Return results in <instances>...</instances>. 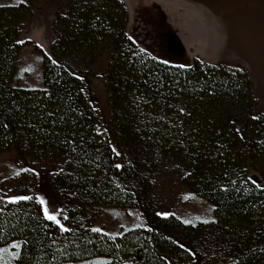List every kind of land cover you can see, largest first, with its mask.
Returning a JSON list of instances; mask_svg holds the SVG:
<instances>
[{"label":"trees","instance_id":"1","mask_svg":"<svg viewBox=\"0 0 264 264\" xmlns=\"http://www.w3.org/2000/svg\"><path fill=\"white\" fill-rule=\"evenodd\" d=\"M38 1L0 4V154L55 167L71 231L44 220L34 199L3 205L0 247L21 244L12 264H264V111L247 72L198 59L180 68L141 51L122 0H47L55 5L49 53L33 45L41 87H22L24 44L16 41ZM104 62L113 144L81 77ZM161 168L212 206L215 223L157 216L152 189ZM106 207H138L144 224L112 237L91 232Z\"/></svg>","mask_w":264,"mask_h":264},{"label":"rangeland","instance_id":"2","mask_svg":"<svg viewBox=\"0 0 264 264\" xmlns=\"http://www.w3.org/2000/svg\"><path fill=\"white\" fill-rule=\"evenodd\" d=\"M23 0H0V4H17ZM128 12L127 34L135 43L162 61L176 65H190L194 59L243 69L250 77L259 111H264V0H122ZM55 5L39 0L24 23L19 40L18 80L22 87H41V56L37 46L49 53L53 40L52 23ZM39 57V59H37ZM106 63L82 74L87 98L95 111L97 125L113 144L109 126V111L104 88ZM25 69H30L25 71ZM21 168L34 172H19ZM55 167L46 162H22L15 152L0 154V192L6 195H42L50 210L61 205L52 184ZM249 177L262 185L255 172ZM187 197V199H185ZM152 198L156 212H168L187 219L192 224L213 220V208L204 199L189 192L177 176L161 168L154 179ZM131 213V215L129 214ZM197 217H200L197 220ZM144 215L138 207L103 208L92 223L103 232L121 233L134 225L144 224ZM13 243L2 246L9 252ZM3 264H12L14 258L2 254ZM91 259L71 264H92ZM195 264H198L197 262Z\"/></svg>","mask_w":264,"mask_h":264},{"label":"snow or ice","instance_id":"3","mask_svg":"<svg viewBox=\"0 0 264 264\" xmlns=\"http://www.w3.org/2000/svg\"><path fill=\"white\" fill-rule=\"evenodd\" d=\"M129 39L131 40L132 38L129 37ZM16 42L22 44L23 40H18ZM141 51H145V50L141 49ZM37 59H39V57H37ZM153 59H155V57H153ZM52 63L55 64L56 61L53 60ZM163 63L167 64L168 61H163ZM178 67L185 68V67H190V65H183L182 64V65H179ZM28 70H30V69H25V71H28ZM183 111H184V109L181 108L180 112H183ZM49 115H51V113H49ZM252 119L253 120H259L260 116L259 115L253 116ZM5 127H7V125H5ZM237 132L239 133L240 130L237 129ZM241 138H243V137H241ZM257 144L264 145V140H258ZM113 151L115 152V149H113ZM116 154L119 155V153H116ZM114 167L116 169H120L122 167V164L117 163L114 165ZM25 171L34 172L35 170L34 169L21 168L19 170V172L14 173V175H19L20 172H25ZM249 179H251V177H249ZM253 183L255 184V186L257 188L261 187V185L256 183L255 181H253ZM117 187H120V185H117ZM221 187H223V186H221ZM33 199L40 206V212H42V216H43L44 220L52 222V224H54L58 228L60 233H68L71 231V229L66 227L65 224L62 223L60 219H58V214L60 213V210L59 209L50 210L49 206L46 203L45 198L38 193L34 197L32 195H6V196L0 197V215H3L4 211L6 210L3 207V205H18L20 202H28V201H32ZM185 199H187V197H185ZM129 214L131 215V213H129ZM169 215L170 214L168 212H158L157 213V216H162V217H168ZM63 219L66 221L68 219V217L64 216ZM199 219H200V217H197V220H199ZM182 222L185 225H192L193 227H195V225H193L192 221H190V220L185 219ZM209 222L210 221H208V220L203 221V223H205V224H207ZM211 222L215 223V220H212ZM134 227H136V225H134ZM148 230L151 231V229H148ZM90 231L93 233H103V235L107 236V237H112L114 235H123V233H119V232H117V233L103 232V230L99 227H93L90 229ZM124 231L127 232L128 229H124ZM49 235H50V233H49ZM173 242L175 243V241H173ZM55 243L56 242L53 241V244H55ZM117 247H120V245H117ZM180 247L183 248L184 245L181 244ZM11 248L19 250V249H21V244L19 242H15L11 245ZM186 251H188V250L186 249ZM4 253H8L11 257L17 258V259L20 256L19 251L9 252L8 248L0 247V256H2V254H4ZM0 264H3L2 259H0ZM92 264H107V262L103 261V260L98 261V262L93 261ZM123 264H135V262L131 259H126L123 262Z\"/></svg>","mask_w":264,"mask_h":264},{"label":"crops","instance_id":"4","mask_svg":"<svg viewBox=\"0 0 264 264\" xmlns=\"http://www.w3.org/2000/svg\"><path fill=\"white\" fill-rule=\"evenodd\" d=\"M22 55H21V53H20V57H21Z\"/></svg>","mask_w":264,"mask_h":264}]
</instances>
